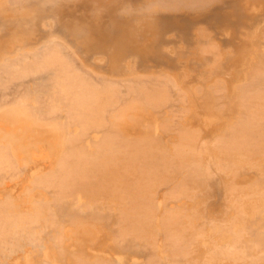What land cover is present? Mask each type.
I'll return each instance as SVG.
<instances>
[{
    "label": "rangeland",
    "instance_id": "374dc122",
    "mask_svg": "<svg viewBox=\"0 0 264 264\" xmlns=\"http://www.w3.org/2000/svg\"><path fill=\"white\" fill-rule=\"evenodd\" d=\"M8 1L0 0V75L1 76L2 73L3 75H5L3 72L5 71V69L2 66L6 68L7 63L10 62L11 59L16 58L18 56L17 54L25 53V52H26L25 54L27 53L32 54V52H34L35 49H36L35 51H37V49L38 51L43 50V48L45 47L42 46H45V44H47V41L48 40L50 41V38L51 39L56 38L58 41H60L59 44L62 43L64 46H66V48L65 47L62 48L64 49V51L66 49L65 53L67 55H70V58H73L71 60L76 67H78L77 64L81 63L78 68H82V69L85 68L83 70H86L87 72L90 71L89 73L92 72L93 75L91 77L95 79V77L97 76L96 78L98 79H96V81L100 80L99 82H101V80L105 78L104 76H107L106 78H108V80H111V82L118 84L116 86V90L117 93L118 91L120 92V95L119 93L116 95L117 96L119 95V97L123 95L126 96V97L125 96L121 97L122 99L124 98L125 103H121L120 100L121 98L118 97L119 100L109 103L108 108L106 107L108 104L106 106L100 105L103 109L100 106L98 107L97 109L98 114L96 115V118L94 120L95 125H91L87 128L82 129L81 126L77 125V123H75L73 120H70L68 118L67 108L65 104H63V102L59 100L60 102H62V104L58 105L59 101L57 102L56 97H54L55 95L53 94V91H51L50 88H48L51 86V84L50 83L47 84V82H45L44 80L46 76L42 74L40 75L38 73V75L35 74V77L37 75L36 78L33 77L34 75H32V77L28 76L29 78L25 77L26 79L24 78L23 80L22 78L21 79L16 78V81L15 78L11 80V78H9L8 76L7 77L3 76L2 78H0V81L3 78L9 79V80L7 79V81L6 79H4L5 81H1L2 83L7 82V84L3 83L5 84L3 86L1 85L2 83H0L1 86L0 108L1 105H3V108H1V110L5 109V107H7L5 110H8L13 107L21 109V111L22 109H24L29 115L30 121L32 123V125L31 124L30 126L27 125L25 128L22 127L15 128L16 132L13 133L12 130H10L7 127L5 128L9 130V132L6 133H4V130L0 128V139L3 138V136L5 135L3 140H7V138L9 139V144L13 147L14 152L19 157L18 160L19 163L14 165V162L12 161V166H11V167L14 166V168L16 167L17 169L19 168L18 169L19 175L14 173L15 176H12L14 175L13 172L15 171V169L14 171L13 170L11 171L10 169L9 174H6L7 173L6 171L5 173L6 175H5L3 173V170L4 172L6 170L5 168L2 170V173L4 174L5 177L8 178L5 179L6 181L5 180L1 181L3 175L0 178V181L2 183L4 182L3 184H0V200L3 199L5 195L9 194L13 196L15 200L14 203L19 204L17 205L16 208L12 207L9 209V213L11 212L12 215L11 218L15 215L13 212H15L16 215L19 214L18 211L35 213L34 210H39L40 208L39 204H41L42 202L54 201V199L51 200V198L55 196L57 193L54 189H53L54 191L52 192V188H51L49 192L50 193L56 192V193L53 195L52 194L49 195V192L47 191L48 189L45 188L46 189L45 190L43 189V187L39 188L41 187V185L38 187H34V185H31L32 184L31 182L37 175L48 171L50 169L49 165L53 163L52 159L49 160L47 158V154L45 153L44 148L53 144L58 146L56 147V149L57 152H59V154L61 152L60 150L62 149L65 150V146H66L65 140L67 136L65 137L64 134L62 135L61 133H63V131L65 133L66 129L67 132L71 131L73 134L75 133V135L76 133L79 134L77 136V138L79 137V139L77 140L78 141L81 140V141H79V143L77 141L76 142L77 146L75 147H77V149H84L87 152H90L94 147H96V144H98L102 138L111 135L112 136L119 135L120 137L121 135H125L126 137L127 136L134 138L141 137L144 139H152L151 137H153V139H155L154 141L156 142V144L154 142V146L156 147V152L148 156L142 155L141 156L142 158L137 156V160L133 165H136L138 169L129 166L128 175L126 177L127 179L125 178L120 179V182L117 183L110 182L104 185L101 179L103 174V168L97 169L96 172L94 173L95 183L103 184L106 188L100 190V194H96L95 197L92 198L95 204L99 203L94 207H92L93 205H95L93 202L91 203L92 199L90 201L89 200L90 197L86 198L84 197L83 194H82L83 197L80 194L81 196L80 201L78 199L77 200L78 202H76L74 199L73 202H76V204L78 203L79 206L81 205V203L84 202L85 203L90 202L91 204V207L90 208L88 207L89 208L88 210H86L87 208H85V210L82 208L84 214H86V212L90 210L88 212L89 214L87 213V215L84 216L80 215L82 213L81 210L79 211L80 214L79 213L77 214L76 212L79 209L77 208L76 210L74 207V211L76 210L75 212L76 219L77 220L80 219L79 221H76V219H74L73 217L66 215L65 211L70 208V203L68 202L65 204L67 205L69 204V206H64V202L69 201L65 199L67 197H65L63 200L64 202L62 209H61L62 204L61 205L56 204L54 201L51 202L50 205L52 210H50L51 209L50 207H47L44 208L43 211L42 210L40 211L41 213L44 212L42 215H40V218H42L41 220L43 221H40L39 218L37 217L38 221L40 222V226L39 223L37 224L38 226L35 225L36 221L33 222L36 216H34L32 220V222L34 223L32 225L31 222L29 223L28 220L23 219L21 215L19 216V218L18 215L16 217V219L20 220L21 222L17 220L16 223L14 222L15 217L11 219L13 221H8L10 220V218L8 219L6 216L4 217L2 213L1 217L2 218L4 217L3 218L4 221L3 220L0 221V232L3 233V231L4 230L5 231L3 234L0 233L1 234L0 264H43V261L49 264H54L55 262L51 260V257L56 259L57 264H73V262L78 260L77 257H79V259L88 260L87 262L88 263L91 262L92 264L93 263L97 264L98 262H102V261H104V264L105 262H107V264H141V263L144 264V262L145 264H152L151 262H153V264L154 263L156 264L159 258H161L162 261L159 260L160 262H158V264H166V262L170 263V261L172 264L176 263V261L178 264H183V263L203 264L207 260V259L204 260V258L210 257L209 259L211 260L212 256L208 252H211L210 249L213 248L214 245L213 243L216 242L214 240L218 239L217 240L218 245L222 246L229 242V236L228 234L223 233L224 235L220 234L218 235V238L215 239V237H213V234H211L212 231L210 226H212L213 228L214 225L215 226L218 225V228L222 229L223 227L228 225L229 222L228 220L231 218L230 215H234V212L237 210L239 212L240 209V208L235 209V207L227 201L230 199L233 200L235 195H236L235 197L239 195V192L233 193L234 195L233 198L232 195L229 198V191H228L229 189H227V187L231 186V182L234 181L232 182V184L234 183L236 185V188L238 189H240L239 186H242L241 189L245 187L249 188L251 186H254V184L258 185L256 180L258 181V179L260 180V178L264 179V152H263V156L250 158L248 159V162L246 164L234 168L233 171H224L219 169L220 164H218V162L220 163L223 162L224 160L223 156L222 158H218V152H214V151L212 153L209 152L203 153V149H205V145L202 146L203 144L201 142L202 140H204L203 142H206V146H212V142H214L216 138L221 136L223 132H225L227 127H229L231 124L236 122V120H230L223 114V109H224L223 106L224 103L227 102V100H225L226 98H223V96L228 97L229 99L230 97L233 96V90L237 85L241 83L244 84V82L252 83L253 78L255 79L254 83L259 80L257 82V85L260 86L258 89L260 90V88H262L260 91L263 92L264 77L261 75L264 73V68H263L264 67L263 65L264 64L263 62L264 0H203V2H200L201 0H199L200 5L198 3H195L197 4V6L196 5L193 6V8L195 9H193L192 6L190 5L185 6V4L184 5L181 4L182 6L178 5V7L180 6L182 8L179 7V9H175L177 8L175 5V7L170 8L171 10H168L169 8L167 9L155 8V10L143 9L144 6H147L149 3L153 4V1L157 2L158 0H127V2H129L128 5L129 4L131 5V7L130 6L129 7L131 9L133 8L134 12L130 9L132 11L131 12L129 10V7L127 6L124 9L126 10V13L124 10L121 11L122 9L119 8L123 4L125 6L127 5L126 0L124 1L123 0H50L51 2H48L49 0H25V1L8 0ZM186 8L187 11L185 10ZM127 9L128 11H130L129 13L131 15L127 13ZM140 12L141 14L143 13V15L140 16ZM148 23H154V24L153 26H149L147 25ZM137 27L138 28L141 27V28L138 29ZM145 27L149 29L145 30L146 29ZM197 28L198 30L199 28H201V30L199 31L197 30L198 34L201 31V35L199 34L200 37L195 32ZM202 28H204V31L207 30L208 34L205 32V35L207 34L206 36L207 38H205V35H202V32L204 33ZM178 35H180L181 37ZM208 36H210L209 39ZM214 41L217 42V46L219 47V50L216 49L217 46H215V49L212 50L213 46L216 45V43L214 44ZM257 41L259 42L256 43ZM199 42L202 45L203 44L205 45L202 46ZM211 43H213V46L211 45ZM200 46L202 48L204 46H206V48L212 46V48L211 47L209 48L210 52L209 53H207L208 51L206 52L207 55H209L210 53L211 55L209 57L203 56L202 55L203 52L201 51L204 48L202 49ZM200 48L202 50H199ZM206 48L203 51H206ZM111 49L112 51L110 52ZM197 49L199 50V53ZM214 50H217L216 53L214 52ZM212 52H214L215 54ZM219 52L221 53L219 54ZM198 54H201L205 59H203L201 55L198 56ZM212 54H214V56ZM222 54L225 55L223 56ZM257 54L258 56L256 57ZM217 55L221 57L220 58L218 56L221 62L220 60H217L215 58L217 57ZM211 56H213L214 58ZM260 58H262V60H260ZM76 60L80 63H78ZM204 60L205 61L207 60L208 64L204 62ZM212 60L219 61L220 63L219 62L218 63L220 65L218 63H216L218 64V66L214 65L215 63ZM222 60H224V62H222ZM209 62H212L211 63V65H213L212 70L209 65L210 64ZM261 64L263 67L261 66ZM256 66L257 67L259 66V70ZM250 69H252L253 71H250ZM261 69L262 71H260ZM208 70L213 72L211 73L209 71L207 74ZM237 70H239L240 72ZM93 72L96 74L95 77ZM202 72L205 73L202 74ZM256 75L259 78L256 77ZM98 76H103L104 78L102 77L99 78ZM251 76L253 77L251 78ZM200 78L202 79V81L200 80ZM40 83L43 84V87L40 85ZM132 85L133 87L131 88ZM199 85H201L203 88H201V86ZM247 85H249V83ZM128 88H131L132 91L128 92L127 91ZM194 88L195 90L197 88L202 89L201 90L202 93H200L201 97L198 94L200 90L198 91L197 89L198 91L197 93V91L193 90ZM138 89H143L152 96L154 94L155 96L152 97V102L146 101L144 97L140 98L137 91ZM215 89H218L219 90L218 92L221 91V94L218 93L219 94L218 97L217 95L212 94L213 90ZM182 90H184L186 95L188 96L183 95L184 92ZM214 92H216V90ZM203 95L204 97L206 95L205 98H207V100L208 98L210 99L208 100V104L204 102V100L206 99L203 98ZM50 96L51 99H49ZM184 96H186L187 100L185 99ZM216 97H217V101H215ZM125 98L127 100H125ZM200 98H202V100ZM220 98L221 99L223 98V100H220ZM102 103H104V101L101 102L100 104ZM191 103L192 105H190ZM54 106L56 107L59 106L60 108L58 109H60V111L59 110L57 111V109ZM110 106L112 107L111 109H109ZM135 108H137L138 110H136ZM101 109L103 112H100ZM105 110H107L108 112ZM126 111L128 112L123 115L122 113ZM235 113L236 114L241 113L242 115L243 113H246V110H242V108H238V110H236ZM31 114L34 115V118L31 117ZM120 114H121V118L123 117L122 119L119 117ZM200 114L202 115L203 118L201 117ZM117 117L119 119H117ZM0 124L6 126L1 119H0ZM165 124L166 125L170 124V125L169 127L168 126L166 127ZM262 124L264 128V122ZM61 125L63 127H61ZM56 131L58 133H56ZM184 132L187 133L189 132L190 134H193V136H195L194 137L195 139H193L195 140V145H196L195 149L198 151L197 153L200 154V156H198L196 155L195 152V154H190L189 158L191 159L201 158V160L204 161L203 163H205L203 164L204 173L202 174L201 180L199 178L197 181V183L199 184L198 185L199 189H197L198 188L197 185L196 188L193 189H191V186L190 189L187 187L184 180L185 176H187V172L185 171L184 168L179 167L180 158L178 156L177 150L181 147L183 143L187 142L188 140V139H184L186 136L181 137ZM70 141H72V138L69 140V142ZM62 142L63 143L65 142L64 143L65 146H63ZM76 144L74 143V145ZM68 145L66 146L67 148H69ZM59 146H61L62 149ZM178 146L179 148H177ZM34 147H36V149L39 150L41 149L42 151L41 156H39L41 160L39 161L33 160L38 157H32L33 158L32 159L28 157V155H26L27 151L30 148H34ZM73 147L74 146H72V148ZM212 149L213 148H210V150ZM75 151L77 150L75 149ZM164 154L166 155L165 157L163 156ZM253 162H255L256 164H253ZM37 169L38 172L36 171ZM167 173H169V177L171 178L170 180L169 177L167 176ZM94 174L91 175L92 184H93ZM167 177H168V181H167L168 183L167 185H165L166 182L165 179H167ZM254 180L255 182H253ZM261 180H260V184L263 185L264 181L263 183H261L262 182ZM252 182L254 183L253 185H251ZM234 184L232 186H235ZM247 184H249V187H247ZM260 186L259 187L256 186L257 188L252 187V190L258 189L264 192V185L262 187ZM32 187L34 188V190ZM44 187L46 186L44 185ZM172 187L173 188L176 187L177 191L179 192L180 189L182 190L185 189L183 191L184 192L187 191V192L185 193L183 192V193L184 195L185 194L189 195V200H187L188 198L185 199L186 196L183 199H180L181 197L178 198L179 196L178 194H176L177 191H172V190L168 191V189L170 188L173 189ZM30 188H32V190ZM25 189H27V191H30L28 192L29 194L25 193L27 192ZM106 190L107 191L109 190V193L114 191L115 197L113 198L109 197V193H106L107 192ZM146 191H147V196L145 194ZM170 191L172 193L173 192L175 193L173 194L169 193ZM143 192L145 196H143L144 195ZM167 193L170 196L173 195L174 197L173 196L167 197L169 196ZM174 194H176L179 201L177 200V198H175L176 196ZM140 196L141 198L138 199ZM180 196L182 195L180 194ZM75 197H79L78 194L77 196L75 195ZM163 197L170 198V200L172 198L177 200V202L176 201L174 202L173 199L171 201L167 200V204L168 203L169 204L166 205L165 208L168 207L173 209L179 206L182 207L183 211H184L183 207L186 208L185 210H188L184 212L185 215L189 214L188 215L189 220L188 219L186 220L184 218L186 216H184L181 212L182 210L179 209L182 216H184L183 217L184 224H181L183 222V221L181 222L183 218L179 214V216L182 219L180 218H178L180 220L177 219V221L180 222V223L177 222L178 224L175 223L177 226L179 224L186 225L187 221L189 223L191 220H193L191 221L193 223L191 224L189 223L190 225H192V227H194L193 231L200 229L198 228V225L199 226L202 225L205 228V229L202 228L203 230L202 229L199 230V231L202 230V232L204 231V236L202 235L203 233L201 234V232L200 234L202 236L198 235L199 239L196 236L199 233L195 235L197 237V238L195 237L196 238L195 240L197 241V243L195 241V246H194V242H191V244H189L188 242L189 240L187 239L188 237L186 238L188 240L187 247L188 248L191 247L190 245L193 246L192 248H189L190 251H188V253L184 252V250H187V247L185 246L186 244L184 243L187 242H183L184 246H182L183 244H180L179 241H177L176 243L180 244L179 246H177L175 241L174 244L173 241H168L169 237H167L168 239L166 238V240H164L166 243L163 242V238L167 236V233L166 236L163 237L164 233L160 230L162 227L159 226L160 224L159 220L155 218V217L158 218L161 217L162 212L164 211L163 210L164 208L162 209V206L164 205V204L162 205V202L166 204V198L164 199ZM242 197L243 195L237 200V204L236 205L234 204L235 206H239L238 203L240 204L239 201L242 200ZM149 198L152 199L149 200ZM147 199L150 201L149 203H153L152 201L154 200L155 202H157L156 205L154 206L155 208L153 207L155 216L153 215V210H151L152 214L150 215L151 216L150 219L149 217L147 218L146 216H145L146 219H144L142 218L143 216H141V214H138L139 212H144L145 210L149 209V207L145 209L146 207L145 204L148 203ZM37 201L38 202L42 201V202L41 203L39 202L37 204ZM135 201H137V205H134L136 204ZM144 202L145 204H143ZM35 203L36 206L34 205ZM74 204L75 203H73V205ZM71 205H72V201H71ZM138 205L141 207H138ZM77 206L78 205H76V207ZM229 206H231L232 208L234 207L235 211L231 210L229 211V213L226 212L228 211ZM83 207L86 206L83 205ZM95 207L98 209L102 207L101 209L103 210L104 215L103 213L102 215L98 213L96 214L95 210L98 209H96ZM47 209H49L52 212L50 213V211H48L47 214L45 212L47 211ZM157 209L159 210L156 211ZM92 210L94 211V214L91 213L93 212ZM189 210L190 211L194 210V212L197 210L199 212V216L198 214H196L195 216L197 217L195 218L197 219V221L193 218L191 219V214ZM100 211L101 210H99V212ZM167 211L169 215L172 213V211L171 213H169L170 212L169 210ZM176 211L177 213H179L178 210H175L174 212L176 213ZM126 212L132 213L133 218H139L142 220L149 219V221L147 222L148 228L147 230H145L149 232H146V234L144 235L147 234L148 236L152 235L150 234V232L152 231L151 233L154 234L152 236L156 238V242H157L156 247L154 245V243L156 242L154 238L153 239L151 238V236L150 237L144 236L145 239L147 237L146 239L147 241L145 242V239L142 237H138V239L140 238H141L140 240L144 239L143 241L138 240L137 236L135 238L133 233H129L130 235L126 233L128 236H130L128 238L126 234L121 233L122 223L121 225L119 223L121 221L123 222V220L125 219V217L123 218V216ZM191 212L193 213L192 214L193 217L194 212L193 211ZM90 213L92 214V216L90 215ZM164 213L167 215L166 211ZM164 213H163V217H165ZM47 215H49L50 217ZM51 215L53 216L52 218L54 219L51 218ZM118 215L120 216L118 217ZM152 215L154 216V218H152ZM169 215H167V217H169ZM173 215L177 216L178 214H173ZM235 215H237V212ZM37 216L39 215L37 214ZM115 216L116 218L117 217L119 218L118 221L119 223H117V219L114 218ZM64 217H66L67 219H65ZM97 217H99L100 219ZM255 217L252 218L249 217L250 220L247 219L249 225L251 222L252 223L254 222ZM44 218H46V220L48 219L47 222L44 220ZM84 218L86 219V222H89V220H91L92 218L93 220H96V222L93 225L95 229L93 228L94 229L92 230L93 232L92 231L90 232L91 234L94 235V239L93 240L91 239V241L83 244L82 240L84 237H82L83 234L80 233L81 231L78 230L77 223L80 224L82 222L85 225L86 222L84 221L85 220ZM151 218L153 219V221H151L152 220ZM154 219H156L155 221L156 228L153 223ZM99 220L100 221L104 220V221L100 222ZM5 221H7V223L11 222L9 223L10 225L4 224L3 222ZM52 221L53 222L55 221L54 222L55 225H52L54 223H48ZM44 222H46L47 225ZM25 224H27L30 227H25L26 226ZM42 224L43 226H41ZM44 224L46 225V227L44 226ZM113 224L115 225L119 224L121 227H117ZM189 224L184 227L190 226ZM3 225L5 229H1L3 228L2 227ZM34 225L36 226V228L35 230H32L34 228ZM50 225L55 227H53V229H50L51 227ZM181 225H179L178 227L183 228V226ZM44 227L47 230H44L43 229ZM157 227L160 228L159 229L160 231L159 230L156 231ZM192 227L189 228V230L192 229ZM8 229L11 232V234L10 232H8ZM28 229L30 231H28ZM40 230L41 231L43 230V232H41ZM95 230L97 231L96 234H95ZM116 230L117 231L120 230L118 232L120 233L121 237L122 236H126V237L120 238V235L118 237L119 233L118 232L117 234L114 233ZM57 231L60 233H58ZM38 232L42 238H40L39 235L36 234ZM158 232H160V234H156ZM164 232L166 231L164 230ZM12 233H14L15 235H13ZM29 233L34 234L35 236V240L33 242L28 241L26 239ZM23 234L25 235L27 234V236H25L26 238L23 236ZM132 234L134 237L132 236ZM115 235L117 236V239L120 238L122 242L119 241V239L118 242L117 239H115L116 238ZM155 235L156 236L158 235V237H156ZM193 236L190 235V240L193 239L191 238ZM55 238L58 240H56ZM124 238L125 239L127 238V241L129 238L132 239V241L129 239L130 247ZM133 238H135L136 240H133ZM149 238L152 239L149 240V244H151L153 248H151V246L149 247L147 246L149 245L148 244ZM208 239L209 240L211 239L212 247H209V245L207 244V242L210 243ZM39 240H41L43 244L40 245ZM247 240L249 241L248 243L249 245L243 242V241L246 242ZM124 241L126 242L125 244ZM152 241H154L153 245H152ZM167 241L169 243H167ZM36 242L39 243L40 247L38 244H36ZM120 242L121 244L119 245ZM141 242H144V244H142ZM250 242H251L250 239L246 236L243 237L241 241V244L243 246H241V244L239 245L237 244L238 246H241V247L236 246L237 250L234 249L235 246L233 247V250L236 251H238L240 248L243 247L244 250L242 249L241 250L245 252V255H247V257H249L248 259L245 258L246 262H242L243 260L241 262L239 261L237 262V260L234 259L236 261L234 263L233 261L230 260L231 258H229V262H228L227 261L228 258L226 259V257L223 258L222 256L220 258L218 257L219 259L217 258L218 260L216 261L218 263L215 262L214 260L210 261L209 259L207 261H209L211 264H241V263L264 264L261 263L260 260V259H264V250L260 249L259 250L260 252L258 250L249 252V248H251ZM137 244L138 246H142V247L137 248L138 250L137 249L134 250L135 245L136 247H138ZM164 244H166L167 246L165 245L166 246L165 247ZM171 244L174 245L176 248ZM125 245H127V247ZM170 246L173 247L174 251L170 249L172 248ZM59 247L62 251H65L66 254L60 255ZM72 247H74V249H71ZM165 248H167L168 250L167 249L165 250ZM181 248L182 250L183 249L184 250L182 251ZM193 248L194 249L196 248L194 250L196 254L189 253L193 251ZM229 248L232 249L231 247ZM151 249L154 251L150 252L152 251ZM145 250L146 251L148 250L147 253ZM163 250H165L164 252H166L167 255L164 252L162 253ZM140 251L142 252L143 255H141ZM44 252L48 254L50 259L49 257L45 256L46 254H43ZM154 252L157 253L155 254ZM174 252L176 254L180 253L179 255H183L185 253V257L189 256L187 254H190V257L185 258L184 256L182 257L179 256L181 258L179 259L180 261L179 263L178 255H176ZM149 253L152 256V257L150 256V258H153V256H155L154 261L149 258L148 256ZM173 253L176 256V259ZM163 254H165L166 257ZM207 254L209 256H206ZM146 257H148L150 263L147 262L148 260L146 259ZM26 258L27 260H29V262L26 260ZM164 258L167 259L164 261ZM183 258H185L187 261ZM155 259H157V261H155ZM202 259L204 260V262H201ZM241 259H244V257ZM249 259L252 260L258 259L256 261H260V262L255 263L254 262L255 260L252 261ZM207 261L206 263H208Z\"/></svg>",
    "mask_w": 264,
    "mask_h": 264
},
{
    "label": "bare ground",
    "instance_id": "6f19581e",
    "mask_svg": "<svg viewBox=\"0 0 264 264\" xmlns=\"http://www.w3.org/2000/svg\"><path fill=\"white\" fill-rule=\"evenodd\" d=\"M6 1H8V0H6ZM11 1V0H10ZM15 1V0H14ZM13 1V2H14ZM23 1H25V0H23ZM124 1V0H123ZM9 2V1H8ZM7 2V3H8ZM48 2H51L50 0L48 1ZM53 2V1H52ZM200 2H203V0H201ZM199 2V0H158L157 2H154L153 1V4H151V3H149L147 6H144V8L143 9H152V10H155V8L156 9H158V8H163V9H167V8H169L168 10H171L170 8L172 7H175V5H176V7L177 8H175V9H179V7L180 6H182V5H184L185 4V6L186 5H190V6H192V8H193V6H197V4H195V3H200ZM217 2V1H216ZM18 3V2H17ZM124 3V2H123ZM126 3H127V5L125 6L124 4L123 5H121L119 8H121L122 10L121 11H123L127 6L129 7H131V5L129 4L128 5V3L129 2H127V0H126ZM15 4V3H14ZM182 4V5H181ZM203 4V3H202ZM11 5V4H10ZM171 5H173V6H171ZM178 5H180L179 7H178ZM200 5V4H199ZM184 6V7H185ZM129 7V10L131 9ZM183 7V8H184ZM180 8H182V7H180ZM187 8H188V6H187ZM187 8L185 9L186 11H187ZM190 8V7H189ZM200 8V7H199ZM208 8V7H207ZM139 9V8H138ZM193 9H195V8H193ZM197 9V8H196ZM133 12H134V10H133V8L131 9ZM130 10V11H131ZM141 10V9H140ZM181 10V9H180ZM189 10V9H188ZM200 10V9H199ZM125 11V13H126V10H124ZM130 11H128V9H127V13L128 14H130L129 12ZM131 11V12H132ZM143 11V10H142ZM202 11V10H201ZM136 12V11H135ZM144 12V11H143ZM151 12V11H150ZM153 12V11H152ZM198 12V11H197ZM137 13V12H136ZM139 13V12H138ZM121 14V13H120ZM148 14V13H147ZM152 14V13H151ZM131 15V14H130ZM133 15H134V13H133ZM141 15H143V13L141 14V12H140V16ZM137 16V15H136ZM139 16V17H140ZM147 19V18H146ZM133 22H136V21H133ZM138 22V21H137ZM140 24V23H139ZM153 24L154 23H148L147 25H149V26H153ZM135 26H136V24H135ZM138 28V27H137ZM139 28H141V27H139ZM138 28V29H139ZM146 28V27H145ZM149 28H146L145 30H148ZM203 29V31H204V28H202ZM137 30V29H136ZM198 30V28L196 29V33L199 31V30H201V28H199V30ZM167 32V31H166ZM205 32L207 33V30H205L204 31V33L202 32V35H205ZM171 33H173V32H171ZM183 33V32H182ZM198 34V33H197ZM200 35H201V31H200V33H199ZM198 34V36L200 37V35ZM208 34V33H207ZM207 34L205 35V38H207L206 36H207ZM136 35V34H135ZM175 35V34H174ZM211 35V34H210ZM178 36H180V35H178ZM51 37V36H50ZM163 37H165V36H163ZM181 37V36H180ZM209 37L210 36H208V39H209ZM53 38V37H52ZM172 38V37H171ZM202 38V37H201ZM248 38V37H247ZM56 38H54V39H51L50 38V41L48 40L47 41V44H45V46H42V47H45V48H43V50H39L38 51V49H37V51H35L34 50V52H32V54H25V53H20V54H17L18 56L16 57V58H14V59H11L10 60V62H8L7 63V66H6V68L4 67V66H2L4 69H5V71H3L4 72V74L5 75H3V73H2V76L0 75V78H2L3 76L4 77H9V78H11V80L13 79V78H15V81H16V78H22V80L26 77V78H29L30 76L32 77V75H34L33 77H35V74H37L38 75V73L41 75H44V76H46V78L44 79L45 80V82H47V84L48 83H50L51 84V86L50 87H48V88H50V90L51 91H53V94L55 95L54 97H56V100H57V102L60 100V101H62L63 102V104H65V106H66V108H67V116H68V118L70 119V120H73L75 123H77V125H79V126H81V128L82 129H84V128H87V127H89V126H91V125H95V122H94V120H95V118H96V115L98 114V111H97V109H98V107L101 105V106H103V105H107L106 107L108 108V106H109V103H112V102H114V101H116V100H119V98H121V97H123V96H125V95H123V96H120L119 97V95H120V92L118 91V93H119V95L117 96L116 94H118L117 93V90H116V86L118 85V84H116V83H114V82H111V80H108V78H106L107 76H98L99 78H104V79H102L101 80V82H99L100 80H97L96 81V79H98V78H96L97 76H96V74L94 73V77H95V79L93 78V77H91L93 74H92V72L91 73H89V72H87L86 70H83V69H85V68H78L79 67V65L81 64L80 62H78L77 60V62L78 63H80V64H77V66L78 67H76L74 64H73V62H72V60L71 59H73V58H70V55H67L66 53H65V51H66V49H65V51H64V49L62 48V47H65L66 48V46H64L62 43V45L61 44H59V42L60 41H58L57 39L55 40ZM177 39V38H176ZM54 40V41H53ZM165 40V39H164ZM169 40V39H168ZM175 40V39H174ZM185 40H186V38H185ZM203 40V39H202ZM205 40V39H204ZM56 41H58V42H56ZM178 41V40H177ZM182 41V40H181ZM184 41V40H183ZM193 41V40H192ZM210 41V40H209ZM121 42V41H120ZM119 42V43H120ZM166 42V41H165ZM168 42V41H167ZM195 42V41H194ZM197 42V41H196ZM259 41H257L256 43H258ZM110 43V42H109ZM177 43V42H176ZM180 43V42H179ZM183 43V42H182ZM200 43V42H199ZM205 43H208V42H205ZM216 43V45H214L213 46V43H211V45L213 46V48H212V46H209V48L211 47L212 48V50L213 49H215V46H217V42H215L214 41V44ZM198 44V43H197ZM201 44V43H200ZM119 45V44H118ZM186 45V44H185ZM190 45V44H189ZM202 45V44H201ZM203 45H205V44H203ZM202 45V46H203ZM198 46V45H197ZM196 46V47H197ZM208 46V45H207ZM160 47V46H159ZM201 47V46H200ZM113 48V47H112ZM202 48V47H201ZM199 49V50H202L203 48V50H205V48H206V46H204L202 49ZM209 48H206V51H201V52H203V56H210L211 55V53L209 54V55H207V53H209L210 51V49ZM39 49H42V48H39ZM118 49H120V48H118ZM216 49H218L219 50V47L217 46L216 47ZM68 50V49H67ZM158 50V49H157ZM198 50V49H197ZM199 50H198V53H199ZM211 50V51H212ZM109 51V50H108ZM112 51V49L110 50V52ZM208 51V52H207ZM216 51L217 50H214V52L216 53ZM223 51V50H222ZM19 52V51H18ZM207 52V53H206ZM214 52H212V53H214ZM225 52H227V51H225ZM197 53V52H196ZM214 53V54H215ZM221 52H219V54H220ZM16 54V53H15ZM205 54V55H204ZM214 54H212L213 56H214ZM217 54H218V52H217ZM227 54V53H226ZM201 54H198V56H200ZM201 55V57L203 58V56ZM223 55V54H222ZM225 55V54H224ZM223 55V56H224ZM261 55H262V53H261ZM95 56H97V55H95ZM103 56V55H102ZM161 56V55H160ZM159 56V57H160ZM162 56H163V54H162ZM213 56H211V57H213ZM219 55H217V57H215L217 60H220L219 59V57H218ZM258 56V54L256 55V57ZM73 57V56H72ZM200 57V58H201ZM106 58V57H105ZM214 58V57H213ZM221 58V57H220ZM262 58H263V56H262ZM262 58H260V60H262ZM203 59H205V58H203ZM208 59V58H207ZM97 60V59H96ZM217 60H212L214 63V65H217L218 66V64L221 62V60H220V62L219 61H217ZM98 61H100V60H98ZM97 61V62H98ZM103 61V60H102ZM209 61V60H208ZM204 62H206L207 64H208V62H207V60L205 61L204 60ZM219 62V63H218ZM222 62H224V60H222ZM263 62H264V59H263ZM210 64V67H211V70H212V66L213 65H211V63L212 62H209ZM216 63H218V64H216ZM263 64V63H262ZM262 64H261V66H262ZM5 65V64H4ZM122 65V64H121ZM206 65V64H205ZM209 65H208V67H209ZM220 65V64H219ZM247 65V64H246ZM264 65V64H263ZM207 66V65H206ZM206 66H205V68H206ZM223 66V65H222ZM1 67V68H2ZM82 67V66H81ZM207 67V68H208ZM210 67H209V69H210ZM216 67V66H215ZM214 67V68H215ZM257 67V66H256ZM263 67V66H262ZM119 68V67H118ZM221 68V67H220ZM258 68V70H259V66L257 67ZM264 68V67H263ZM217 70H218V68H217ZM210 70H208L207 71V74H208V72H209ZM237 71H239V70H237ZM250 71H253L252 69H250ZM260 71H262V69L260 70ZM2 72V71H1ZM107 72V71H106ZM211 72V71H210ZM213 72V71H212ZM211 72V73H212ZM240 72V71H239ZM255 72V71H254ZM6 73H7V75H6ZM203 73H205V72H202V74ZM185 74V73H184ZM264 74V73H263ZM261 75V76H263L264 77V75ZM37 75H36V77H37ZM29 76V77H28ZM260 76V75H259ZM35 77V78H36ZM210 77V76H209ZM248 77H250V76H248ZM253 76H251V78H252ZM256 77H258L257 75H256ZM25 78V79H26ZM202 78V77H201ZM200 78V80L202 81V79ZM259 78V77H258ZM262 78V77H261ZM260 78V79H261ZM4 79H6V78H3L1 81H5ZM8 79V78H7ZM7 79H6V81H7ZM9 80V79H8ZM22 80H20V81H22ZM106 80H108V81H106ZM209 80V79H208ZM248 80V79H247ZM250 80H252V79H250ZM249 80V81H250ZM257 80V79H256ZM0 81V83H2ZM14 81V80H13ZM19 81V80H18ZM103 81V82H102ZM254 81H255V79L253 78V81H252V83L251 82H244V84H239V85H237L235 88H234V90H233V96L232 97H230L229 99H228V97H224L223 95V98H226L225 100H227V102H225L224 103V109H223V114L228 118V119H230V120H236V122H234L233 124H231L229 127H227V129L225 130V132H223V134L221 135V136H219L218 138H216L215 139V141L214 142H212V146H206V142H203L204 140H202L201 142H202V146H204L205 145V149H203V153H205V152H209V153H212L213 151L214 152H218V158H222V156H223V162L222 163H220V162H218V164H220V170H224V171H233V169L234 168H237V167H240V166H243L244 164H246L247 162H248V159H250V158H255V157H257V156H263V152H264V128H263V122H264V89H263V92H261L260 90L262 89V88H260V90L258 89L260 86H258L257 85V82L259 81H257V82H255L254 83ZM43 82V81H42ZM99 82V83H98ZM107 82V83H106ZM176 82V81H175ZM3 83H6L7 84V82H3ZM1 84L2 86L3 85H5V84ZM10 83V82H9ZM21 83V82H20ZM103 83H105V84H103ZM245 83H249V85H247V84H245ZM262 83V82H261ZM260 83V84H261ZM11 84V83H10ZM10 84H8V85H10ZM45 84V83H44ZM40 85L43 87V84L42 83H40ZM199 86H201V85H199ZM199 86H197V87H199ZM264 86V85H263ZM133 87V85L131 86V88ZM191 87V86H190ZM131 88H128V92H130V91H132V89ZM201 88H203L202 86H201ZM217 88V87H216ZM0 89H1V86H0ZM39 89V88H38ZM180 89V88H179ZM190 89V88H189ZM197 89H198V91H199V93H198V91H197ZM196 90H195V88L193 89V90H195V91H197V93L200 95V93H202L201 92V90L202 89H200V88H197ZM216 90V92H214ZM215 90H213V93L212 94H215V95H217V97H218V95L219 94H221V91L220 92H218L219 90L218 89H215ZM138 91V95H139V97L141 98V97H144V99L146 100V101H148V102H152V97H154L155 95L153 94V96L152 95H150L147 91H145V90H143V89H138L137 90ZM183 92H184V94L183 95H186V93H185V91L184 90H182ZM189 92V91H188ZM180 93V92H179ZM182 93V92H181ZM219 93V94H218ZM103 95H105V96H103ZM190 95H192V94H190ZM199 95H198V98H199ZM208 95V94H207ZM3 96V95H2ZM186 96H188V95H186ZM186 96H184L185 97V99L187 100V98H186ZM226 96V95H225ZM46 97V96H45ZM47 97H48V95H47ZM53 97V96H52ZM119 97V98H118ZM126 97V96H125ZM182 97V96H181ZM183 97V98H184ZM192 97V96H191ZM200 97H201V95H200ZM205 97H206V95H205ZM204 97V95H203V98H205ZM208 97V96H207ZM217 97H216V100L215 101H217ZM129 98V97H128ZM193 98V97H192ZM213 98H214V96H213ZM223 98L221 99L220 98V100H223ZM6 99V98H5ZM49 99H51V96L49 97ZM196 99H197V97H196ZM201 100H202V98H200ZM206 100H204V102L205 103H207L208 104V100H210L209 98H208V100H207V98H205ZM0 100H1V98H0ZM121 100V103H125V101H124V98L122 99H120ZM122 100H123V102H122ZM125 100H127L126 98H125ZM3 101H4V99H3ZM2 101V102H3ZM58 102V105L59 104H62V102ZM104 101V103H102V104H100L101 102H103ZM191 101V100H190ZM218 101H219V98H218ZM1 102V101H0ZM53 102V101H52ZM187 102V101H186ZM198 102V101H197ZM118 103V102H117ZM210 103V102H209ZM215 103V102H214ZM216 104H217V102H216ZM190 105H192V103L190 104ZM193 105H195V104H193ZM200 105V104H199ZM219 105V104H218ZM100 106V107H101ZM56 109H57V111L59 110L60 111V109H58V108H60L59 106L58 107H56V106H54ZM105 107V108H106ZM215 107H217V106H215ZM1 108H3V105H1ZM1 108H0V119L5 123V125L6 126H4V125H2V124H0V128H2L3 130H4V133H6V132H9V130H7L5 127H7V128H9L10 130H12V133L13 132H16V129L15 128H19V127H22V128H25L27 125L28 126H30V124L32 125V123H31V121H30V118H29V115L27 114V112L24 110V109H22V111H21V109H18V108H15V107H13V108H10V109H8V110H5L7 107H5V109H2V110H5V111H2L1 110ZM65 108V107H64ZM102 108V107H101ZM112 107L110 106V108L109 109H111ZM196 108V107H195ZM218 108H219V106H218ZM238 108H242V110H246V113H243L242 115H241V113H235V111L236 110H238ZM63 109V108H62ZM103 109V108H102ZM102 109H101V111L100 112H103L102 111ZM136 110H138L137 108H135ZM199 110V109H198ZM105 111H107V110H105ZM217 111V110H216ZM108 112V111H107ZM111 112V111H110ZM115 112V111H114ZM128 111H126V112H124V113H122L123 115L125 114V113H127ZM105 113V112H104ZM103 113V114H104ZM106 114V113H105ZM196 114V113H195ZM60 115H61V113H60ZM102 115V114H101ZM201 115V114H200ZM31 117H33L34 118V115H32L31 114ZM120 118H121V114H120V116H119ZM201 117H202V115H201ZM123 118V117H122ZM121 118V119H122ZM203 118V117H202ZM117 119H119L118 117H117ZM114 120H115V118H114ZM162 124V123H161ZM166 125V124H165ZM169 125L170 124H168V125H166V127L168 126L169 127ZM173 125V124H172ZM177 125V124H176ZM10 126H12V127H10ZM13 126H15V127H13ZM179 126V125H178ZM177 126V127H178ZM181 126H182V124H181ZM61 127H63L62 125H61ZM93 127V126H92ZM163 128H164V125H163ZM171 128V127H170ZM166 130V129H165ZM170 130V129H169ZM197 131V130H196ZM200 131V130H199ZM168 132V131H167ZM198 132V131H197ZM56 133H58L57 131H56ZM65 133H68L69 134V136H68V134H65ZM64 133V131H63V133H61L62 135L64 134V136L66 137L67 136V138H66V140H65V142L66 143H68L69 142V140L72 138V141H70L68 144H66L65 142V145L67 146L68 145V147L69 148H67L65 145H64V143H63V146H65V150H63L62 148H61V146H59L62 150H60L61 152H60V154H59V152H57V149H56V147H58L57 145H49V146H47L46 148H44V151H45V153L47 154V158L49 159V160H51L52 159V164L51 165H49V170L48 171H46V172H44V173H41V174H39V175H37L33 180H32V184L31 185H34V187H38V186H40L41 185V187H39V188H42L43 187V189H48L47 191L49 192L50 190H51V188H52V192L55 190L56 192V195L55 196H53L52 198H51V200H53L54 199V201H55V203L56 204H62L61 206V209L63 208V200H64V198L65 197H67V198H65L66 200H69V201H65L64 202V206H69V204L67 205V204H65V203H70V208L69 209H67V208H65V209H67L66 211H65V213H66V215H68V216H70V217H73L74 219H76V215H75V212H76V210H77V208L79 209L76 213L78 214H80V210L82 211V213L80 214L81 216L83 215H87V213L90 211H87L86 212V214H84L83 212V210H82V208L85 210V208H87L86 210H88L90 207H91V204H90V202L88 203V202H84V203H81V205L83 204L84 206H86V207H83V205H82V207H81V205L79 206V204L77 203L76 204V202H78L77 200L79 199V201H80V199H81V196H82V194L84 195V197H90V201H91V199L92 198H94L95 197V195L96 194H100V190H103L104 188H106L104 185H106V184H108V183H110V182H120V179H123V178H125V179H127L126 177H127V175H128V167L129 166H132V167H134L135 169H138V167L136 166V165H133L134 163H135V161L137 160V156H139V157H141L142 155H144V156H148V155H151V154H153L154 152H156V147L154 146V140L155 139H153V137H151L152 139H144V138H141V137H137V138H134V137H126L125 135H121V137L119 136V135H116V136H105L104 138H102L100 141H99V143L98 144H96V147H94L90 152H87V151H85L84 149H77V147H75V146H77V144H76V142L78 141L77 139H79V137L77 138V136L79 135V134H77L76 133V135H75V133L73 134L71 131L70 132H67V129H66V132ZM8 134V133H7ZM72 134V135H71ZM196 134H198V133H196ZM61 135V136H62ZM75 137H74V136ZM184 136H186L184 139H188L187 140V142H185V143H183L182 145H181V147L179 148V146L177 147V148H179L178 150H177V153H178V156H179V158H180V161H179V164H180V166L179 167H182V168H184L185 169V171L187 172V176H185V184L187 185V187L190 189V186H191V189H193V188H196V185H197V189H199V184L197 183V181H198V179L200 178V180H201V177H202V174L204 173V169H203V164H205V163H203L204 161L203 160H201V158L200 159H194V158H189L190 156V154H195V152H196V155H198V156H200V154H198L197 152V150L195 149V147H196V145H195V140H193V139H195L194 137L195 136H193V134H190L189 132L187 133V132H184L183 134H182V136L181 137H184ZM4 137H5V135L3 136V138H1L0 139V167H1V174H0V178L2 177V175H3V177L1 178V181H4L6 178H8V177H5L4 176V174L6 173V171H7V173L6 174H9V170L11 169V171L13 170L14 171V169H15V171L13 172V174L14 173H16V174H18L19 173V168L17 169L16 167L14 168V166L13 167H11L12 166V161L14 162V165L15 164H18L19 162H18V160H19V157L17 156V154L14 152V149H13V147L9 144V139L7 138V140H3L4 139ZM59 138V137H58ZM76 140H74V139ZM69 139V140H68ZM80 139H81V137H80ZM62 140H64V139H62ZM206 140V139H205ZM79 141H81V140H79ZM79 141H78V143H79ZM208 141V140H207ZM8 142V143H7ZM74 143L76 144V145H74ZM73 144V145H72ZM155 144H156V142H155ZM209 144V143H208ZM74 146L73 148H72V146ZM71 148V149H70ZM210 148H213L212 150H210ZM75 149L77 150V151H75ZM43 150V149H42ZM41 149L39 150V149H36V147H34V148H30L28 151H27V153H26V155H28V157H30V158H32V157H38V158H35V159H33V160H35V161H39V160H41V158H39V156H41ZM186 155V156H185ZM164 157L166 156L165 154L163 155ZM221 156V157H220ZM21 157V156H20ZM142 158V157H141ZM16 162V163H15ZM5 163H7V164H5ZM4 165V168H3V165ZM253 164H256L255 162H253ZM7 166V167H6ZM8 167H10V168H8ZM42 167V166H41ZM41 167H39V168H41ZM6 168V170H5V172H4V170L3 169H5ZM13 168V169H12ZM99 168H103V174H102V177H101V179H102V182H103V184H99V183H95V172H96V170L97 169H99ZM2 170H3V173H2ZM18 171V172H17ZM37 172H38V169L36 170ZM39 171H40V169H39ZM35 173V172H34ZM5 174V175H6ZM10 174H11V172H10ZM92 174H94L93 175V184L91 183V175ZM19 175V174H18ZM34 175V174H33ZM9 176V175H8ZM12 176H15V174L14 175H12ZM11 176V177H12ZM167 176L169 177V173H167ZM168 177H167V179H165V185H167V181H168ZM237 178V177H236ZM260 178V177H259ZM11 179V178H10ZM171 178L169 177V180H170ZM261 179H263V178H260V180ZM199 180V181H200ZM233 180H235V179H233ZM260 180L258 179V181H259V183H258V181L256 180V182H257V184L260 186V185H262V184H260ZM0 181V184H3L2 182ZM6 181V180H5ZM262 182L261 183H263V181H264V179L263 180H261ZM232 182H234V181H232ZM232 182H231V186H228L227 187V189H229L228 191H229V198L231 197V195H232V198H233V193H238L239 192V195L237 196V197H235L234 196V199L232 200V199H230V200H227L229 203H231V205H233L234 207H235V209L236 208H240L239 209V212H238V210L237 211H235V209H234V207L232 208L231 206H229L230 207V209H229V207H228V211H226V212H228L229 213V211H231V210H234L235 212H234V215H230L231 216V218L227 221L228 222V225H226L225 227H223L222 229H220V228H218V225H214L213 226V228H212V226H210L211 227V234H213V237H215V239L216 238H218V235H220V234H223V233H226V234H228V236H229V242L227 243V244H224V245H222V246H219L218 245V243H217V240H214V241H216V242H214L213 244V248L212 249H210V251L211 252H208V253H210V255L212 256V258H211V260L209 259V258H204V260L205 259H209L210 261H212V260H214L215 262H217L216 260H218L221 256L224 258V257H226V259L228 258V262H229V258H231L230 260L231 261H233L234 263L236 262L235 260H237V262L239 261V262H241L242 260V262H246L245 261V258H249V257H247V255H245V252H243L242 250H244L243 249V247L242 248H240L238 251H236L237 250V248H236V246L237 247H241V246H243L242 244H241V241H242V238L243 237H248L249 239H250V245H251V248H249V252L250 251H255V250H260V249H262V250H264V192L263 191H260V190H258V189H253L252 190V187L253 188H255L256 186L257 187H259L258 185H256V184H254L253 182H255V180L251 183V185H253L254 184V186H251V187H249V184H247V187H249V188H243V189H241L242 188V186H239V188L240 189H238V188H236V185L235 186H232L233 184H232ZM163 183H164V181H163ZM170 183V182H169ZM36 185V186H35ZM44 185L46 186V187H44ZM256 185V186H255ZM263 185H264V183H263ZM262 185V186H263ZM175 186V185H174ZM245 186V185H244ZM243 186V187H244ZM262 186H260V187H262ZM167 187V186H166ZM176 187H177V185H176ZM176 187L175 188H173V189H175V190H173V189H168V191L169 190H172V191H177V189H176ZM237 187H238V185H237ZM256 187V188H257ZM33 188V187H32ZM32 188H30L31 190H32ZM45 189V190H46ZM54 189V190H53ZM251 189V190H250ZM26 191H27V189H25ZM33 190H34V188H33ZM179 190V189H178ZM183 190H185V189H183ZM182 189H180V192L179 191H177L176 192V194H178V198H180V199H183L185 196V199L186 198H188L187 200H189V195H187V194H185L184 195V193L185 192H187V191H183ZM107 191V190H106ZM247 191H249V192H247ZM28 192H30V191H27V192H25V193H28ZM50 193L49 192V195H53V194H55V193ZM145 192V191H144ZM144 192H143V194H144ZM167 192V191H166ZM166 192H165V194H166ZM184 192V193H183ZM32 193V192H31ZM106 193H109V190L106 192ZM169 193H172L171 191L169 192ZM173 193H175V192H173ZM172 193V194H173ZM29 194V193H28ZM27 194V195H28ZM77 194H78V196L79 197H75V195L77 196ZM80 194H81V196H80ZM146 196H147V191H146ZM145 194L143 195V196H145ZM168 194V193H167ZM176 194H174L175 196H176ZM180 194L182 195V196H180ZM141 195V194H140ZM169 195V194H168ZM243 195V197H242V200L241 201H239L240 202V204L238 203V205L239 206H235L236 204H237V200L241 197ZM142 196V195H141ZM141 196L138 198V199H140L141 198ZM166 196V195H165ZM173 196V195H172ZM172 196H167V197H172ZM28 197V196H27ZM69 197H70V199H71V201H72V205H71V201H70V199H69ZM83 197V196H82ZM109 197H111V198H113V197H115L114 196V191H112L111 193H109ZM167 197H165L166 198V204L164 203V202H162V205L164 206H162V209L164 210L163 212H162V215H161V217H155L156 219H158L159 220V226L160 227H162L161 229L160 228H158L157 227V229H156V231H158L159 229L164 233H162L163 234V237H165L166 236V233H167V236L165 237V238H163V242L164 243H166L164 240H166V238L167 237H169V239H168V241H173V244H174V241H175V243L177 242V241H179V243L180 244H183V242H187L188 240V242H189V244H191V242H194V246H195V239L198 237V235H200V236H204V231L202 232V230L203 229H205L202 225H198V223H197V225H198V228H200V229H202L201 231H199L200 229H198V230H196V231H198V232H196V231H193L194 229V227H192V225H190L191 223H193V222H191V221H193V220H191L192 218L193 219H195V218H197V217H195L196 216V214H198V216H199V212L196 210L195 212H194V210H191V211H193L194 212V215H193V217H192V212L190 211V214H191V221L188 223V221H187V223L192 227V229H190L189 230V228H191L190 226H187V227H184V226H186V225H188L187 223H186V225H181V224H184V218L187 220L188 219V215H185V213L184 212H186V211H188V210H185L186 208H184L183 207V209H184V211L182 210V207H175V208H165V206L166 205H168L167 204V200H170V198H167ZM174 197V196H173ZM77 198V199H76ZM128 198V197H127ZM130 198V197H129ZM153 198V197H152ZM152 198H149V200L150 199H152ZM164 198V197H163ZM164 198V199H165ZM175 198H177V196L175 197ZM178 198H177V200H178ZM43 199V198H42ZM74 199H75V201L76 202H73L74 201ZM132 199V198H131ZM173 200H174V202L176 201L177 202V200H175L174 198H172ZM171 199V200H172ZM34 200V199H33ZM32 200V201H33ZM87 200V199H86ZM148 199H147V202L148 203H146L145 204V202L143 203V204H145V209H147L148 207H149V209L148 210H145L144 212H139L138 214H141V216H143L142 218H144V219H146L145 218V216L148 218L149 217V219H150V215L152 214V211L151 210H153V215H154V209H153V207L156 205V203L157 202H155V200L154 201H152L153 203H149L150 201H149ZM170 200V201H171ZM54 201H46V202H40L41 204H39V206H40V208H39V210H34V212L35 213H31V215H30V213H27V212H21V211H18V213L19 214H17L18 215V218H19V216L21 215L22 217H23V219H26V220H28L29 221V223L31 222V224L33 225L34 223L33 222H35L36 224L35 225H37L38 223H39V226H40V222L38 221V219H37V217L39 218V220L40 221H43V220H41L42 218H40V215H42L44 212H40L41 210L43 211L44 210V208H47V207H50L51 208V202H54ZM88 201V200H87ZM129 201H130V199H129ZM179 201V200H178ZM232 201V202H231ZM15 202V200H14V198H13V196H11V195H9V194H7V195H5V197L3 198V199H1L0 200V221H4V217L6 216L8 219L10 218V220H8V221H13V220H11V219H13V217H15V220H14V222H16L17 223V220L18 219H16V217H17V215H16V213L15 212H13L15 215L11 218V212L9 213V209L10 208H12V207H14V208H16L17 207V205H19V204H16V203H14ZM34 202V201H33ZM38 201H37V204L39 203ZM93 202V199H92V201H91V203ZM142 202H143V200H142ZM234 202H236V203H234ZM73 203H75L74 205H73ZM94 204H95V202H93ZM97 203V202H96ZM135 203L136 204H134V205H137V201H135ZM140 203V202H139ZM138 203V204H139ZM228 203V204H229ZM33 204V203H32ZM54 204V203H53ZM99 203H97V204H95V205H93L92 207H94V206H96V205H98ZM152 204V205H151ZM154 204V205H153ZM158 204H159V202H158ZM235 204V205H234ZM35 206H36V203L34 204ZM55 205V204H54ZM59 205V206H60ZM76 205H78L77 207H76ZM38 206V205H37ZM72 206V207H71ZM101 206V205H100ZM144 206V205H143ZM142 206V207H143ZM186 206V205H185ZM74 207H75V211H74ZM89 207V208H88ZM138 207H141V206H139L138 205ZM33 208V207H32ZM49 208V209H50ZM55 208V207H54ZM96 208V207H95ZM102 208V207H101ZM101 208H96V209H98V210H95V213L97 214H100V215H102V213H103V210L101 209ZM155 208V207H154ZM157 208H159V207H157ZM232 208V209H231ZM38 209V208H37ZM49 209H47V211H45L46 213L48 212V211H50V210H52V208L49 210ZM71 209V210H70ZM165 209H167V210H169L170 212L169 213H171V211H172V213L169 215L168 214V211L167 210H165ZM171 209V210H170ZM182 210L181 212H182V214L184 215V216H186V217H184V216H182V214L180 213V210ZM56 210H57V208H56ZM56 210H55V213H56ZM64 210V209H63ZM99 210H101L100 212H99ZM107 210V209H106ZM105 210V211H106ZM159 209H157L156 211H158ZM175 210H178V212L179 213H177V211H176V213L174 212ZM53 211H54V209H53ZM93 211V210H92ZM96 211H98V212H96ZM166 211V213H167V215H169V217H167V215L164 213ZM52 211H50V213H51ZM60 212H61V210H60ZM109 212V211H108ZM198 212V213H197ZM236 212H237V215H235L236 214ZM257 212V213H256ZM2 213H3V215H4V217L2 218L1 217V215H2ZM12 213V214H13ZM92 214H94V211L93 212H91ZM90 213V215L92 216V214ZM156 213V212H155ZM163 213H164V215H165V217H163ZM227 213V214H228ZM9 214H10V216H9ZM37 214L39 215V216H37ZM48 214V213H47ZM89 214V213H88ZM111 214V213H110ZM120 214V213H119ZM157 214V213H156ZM173 214H178L177 216L176 215H173ZM179 214H180V216H182V218L179 216ZM99 215V216H100ZM103 215H104V213H103ZM152 215V218H154V216ZM171 215H173V216H171ZM34 216H36L35 218H34ZM47 216H49V215H47ZM120 215H118V217H119ZM123 216V215H122ZM176 216V217H175ZM229 216V217H230ZM234 216V217H233ZM256 216V217H255ZM50 217V216H49ZM53 216L51 215V218H52ZM87 217V216H86ZM88 217H90V216H88ZM93 217H94V215H93ZM116 218V216L114 217L115 219H117V223H119L118 221H119V218ZM125 217V219L123 220V222L121 221L119 224L121 225V223H122V231H121V233L122 234H126V233H128V235H130L129 233H133L134 234V236H135V238H136V236H137V239H138V237H142V238H144L145 239V237L144 236H147V237H150L151 236V238L153 239L154 238V236H152V235H154L153 233H151L150 232V234H152V235H149L148 236V234L147 235H144V234H146V232H149V231H145V230H147V228H148V221H149V219L148 220H142V219H139V218H133V215H132V213H128V212H126L125 214H124V216H123V218ZM162 217H163V219H162ZM226 217H227V215H226ZM249 217H255V220H254V222L252 223H250V225L248 224V221H247V219H249ZM2 218V219H1ZM33 218H34V221L32 222V220H33ZM47 218V217H46ZM46 218H44V220L47 222V220H46ZM65 219H67L66 217H64ZM80 218H82V217H80ZM97 218H99V217H97ZM103 218V217H102ZM120 218H122V217H120ZM151 218V219H152ZM178 218H180V219H182L181 220V224H179V225H181V226H183V228H186V229H183V228H179L175 223H180L179 221H177V219ZM35 219H37V220H35ZM52 219H54V218H52ZM51 219V220H52ZM79 219V218H78ZM85 219V218H84ZM90 219V218H89ZM100 219V218H99ZM111 219V218H110ZM156 219H154V225H155V221H156ZM163 221H162V220ZM180 219H178V220H180ZM5 220H7V219H5ZM22 220V219H21ZM57 220H58V218H57ZM60 220V219H59ZM80 220V219H79ZM79 220H77L76 219V221H79ZM83 220V219H82ZM113 220V219H112ZM162 222H161V221ZM189 220V219H188ZM196 221H197V219H195ZM201 220V219H200ZM250 220V219H249ZM19 222H21L20 220H18ZM69 221V220H68ZM85 222H86V219L84 220ZM87 221H88V219H87ZM100 221V220H99ZM104 221V220H103ZM103 221H100V222H103ZM108 221H109V219H108ZM114 221V220H113ZM151 221H153V219L151 220ZM174 221H176V222H174ZM18 222V223H19ZM23 222H25V221H23ZM46 222H44L45 224H46ZM55 222V221H54ZM53 221L52 222H48V223H54ZM70 222V221H69ZM74 222V221H73ZM96 222V220H93V218L91 219V220H89V222H86L85 223V225H84V223H82L83 224V226H82V224L80 223V224H78L77 223V225H78V230L79 231H81L80 233H82L83 235H82V237H84L83 238V240H82V242H83V244L84 243H86V242H89V241H91V239L93 240L94 239V235L93 234H91L90 232L92 231V230H94L95 229V227L93 226L94 225V223ZM115 222V221H114ZM4 224H9V223H11V222H8L7 223V221H5V222H3ZM75 223V222H74ZM177 223V224H178ZM213 223H214V221H213ZM216 223V222H215ZM15 224V223H14ZM44 224V226L46 227V225ZM60 224V223H59ZM118 224V225H119ZM200 224H201V221H200ZM217 224V223H216ZM10 225V224H9ZM26 225V226H25ZM24 226L25 227H30V226H28L27 224H25ZM34 225V228L32 229V230H35V228H36V226ZM52 225H55V223L54 224H52ZM76 225V224H75ZM113 225H115V224H113ZM118 225H115V226H117V227H121L120 225L118 226ZM20 226V225H19ZM22 226V225H21ZM38 226V225H37ZM41 226H43V224L41 225ZM51 226V225H50ZM115 226H114V228H115ZM3 228H1V229H5L4 228V225L2 226ZM24 227V228H25ZM43 228L44 230H47L46 228ZM53 227H55V226H51L50 227V229H53ZM62 227V226H61ZM8 228V227H7ZM12 228H13V226H12ZM48 228H49V226H48ZM94 228V229H93ZM155 228H156V225H155ZM188 228V229H187ZM14 229H15V227H14ZM26 229V228H25ZM30 229V228H29ZM28 229V231H30ZM39 229V228H38ZM55 229H57V228H55ZM102 229V228H101ZM120 229V228H119ZM195 229H197V228H195ZM13 230V229H12ZM18 230V229H17ZM19 230H20V228H19ZM18 230V231H19ZM22 230V229H21ZM152 230H154V229H152ZM159 230V231H160ZM164 230L166 231V232H164ZM2 231V230H1ZM5 231V230H4ZM4 231H3V233H4ZM41 231V230H40ZM56 231V230H55ZM101 231V230H100ZM118 231H120V230H118ZM117 230L114 232V233H116L117 234V232H118ZM8 232H10L9 231V229H8ZM16 232V231H15ZM25 232H27V231H25ZM41 232H43V230L41 231ZM44 232H46V231H44ZM58 232V231H57ZM93 232V231H92ZM200 232H201V234H200ZM206 232V231H205ZM0 233H2V232H0ZM2 233V234H3ZM32 233V232H31ZM33 233H35V232H33ZM58 233H60V232H58ZM97 233V231L95 230V234ZM119 233V232H118ZM197 233H199V234H197ZM7 234V233H6ZM5 234V235H6ZM10 234H11V232H10ZM13 235H15L14 233H12ZM20 234H21V232H20ZM37 235H39V237L40 238H42L41 236H40V234H39V232L38 233H36ZM46 234V233H45ZM44 234V235H45ZM133 234H132V236H133ZM156 234H160V232H158V233H156ZM193 234H194V236H193ZM197 234V235H196ZM243 234H246V235H243ZM8 235V234H7ZM18 235V234H17ZM37 235H36V237H37ZM48 235V234H47ZM119 235H120V233L118 234V237H119ZM127 235V234H126ZM127 235V238L128 237H130V236H128ZM190 235H192L193 237H191V238H193V239H191V240H193V241H191L190 240ZM197 237H196V236ZM224 235V234H223ZM0 236H1V234H0ZM23 236L25 237V236H27V234L25 235V234H23ZM73 236V235H72ZM98 236V235H97ZM116 236V235H115ZM133 236V237H134ZM156 236V235H155ZM209 236V235H208ZM3 237V236H2ZM47 237V236H46ZM62 237V236H61ZM122 237H126V236H122ZM121 237V235H120V238H122ZM147 237H146V239H147ZM156 237H158V235L156 236ZM188 237V238H187ZM196 237V238H195ZM26 238V237H25ZM40 238H38V239H40ZM52 238H53V235H52ZM59 238H60V236H59ZM63 238V237H62ZM115 238V237H114ZM120 238H118L119 239V241H121L120 240ZM127 238L125 239L126 241H127ZM132 238V237H131ZM135 238H133V240H136ZM188 240H187V239ZM208 238V237H207ZM211 238V237H210ZM3 239V238H2ZM28 241H31V242H33L34 240H35V236H34V234H30L29 233V235L27 236V238H26ZM26 239H25V241H26ZM43 239H44V237H43ZM56 239V238H55ZM115 239H117V236H116V238ZM118 239H117V241H118ZM123 239V240H124ZM130 239V238H129ZM129 239H128V241H129ZM141 239V238H140ZM140 239H138V240H140ZM144 239H142V240H140V241H143ZM145 239V242L147 241ZM152 239H148V244H149V240H152ZM198 239H199V237H198ZM200 239H202V238H200ZM204 239V238H203ZM205 239H206V237H205ZM50 240V239H49ZM56 240H58V239H56ZM55 240V241H56ZM72 240V239H71ZM114 240V239H113ZM131 241H132V239H130ZM154 240H155V242H156V238H154ZM158 240V239H157ZM209 240V239H208ZM213 240V239H212ZM53 241H54V239H53ZM63 241H64V239H63ZM118 241V242H119ZM127 241V243H128V245H129V243H130V241L128 242ZM167 241V243H169ZM210 241V243H208L207 242V244L209 245V247H212V241H211V239L209 240ZM248 241V240H247ZM245 242V241H243L244 243H249V241L248 242ZM2 242V241H1ZM9 242V241H8ZM22 242V241H21ZM59 242V241H58ZM57 242V243H58ZM61 242V241H60ZM118 242H117V244H118ZM122 242V241H121ZM121 242L119 243V245L121 244ZM135 242V241H134ZM134 242H133V244H134ZM137 242V241H136ZM153 242L154 241H152V245H153ZM159 242V241H158ZM182 242V243H181ZM188 242L187 243H184V244H186L185 246L187 247V245H188ZM240 242V243H239ZM39 243H40V245L41 244H43L42 243V241L41 240H39ZM39 243H37L36 242V244H38L39 245ZM54 243H56V242H54ZM115 243H116V241H115ZM126 242L124 241V244H125ZM139 243V242H138ZM142 244H144V242H141ZM160 243V242H159ZM162 243V242H161ZM196 243H197V241H196ZM224 243V242H223ZM116 244V245H117ZM146 244V243H145ZM163 244V243H162ZM177 244V243H176ZM180 244H177V246H179ZM184 244L182 245V246H184ZM239 244H241V246H238ZM11 245V244H10ZM40 245H39V247H40ZM80 245V244H79ZM115 245V244H114ZM132 245V244H131ZM154 245H155V247H156V245H157V242L156 243H154ZM166 244H164V246H165ZM169 245V244H168ZM172 245V244H171ZM249 245V244H248ZM24 246V245H23ZM122 246H123V243H122ZM126 247H127V245H125ZM137 246H138V244H137ZM148 247L149 246H151V244H149V245H147ZM146 246V247H147ZM163 246V247H164ZM167 246V245H166ZM165 246V247H166ZM172 246H174V245H172ZM172 246H170V247H172ZM191 247H189V248H192L193 246L192 245H190ZM235 246V247H234ZM129 247H130V245H129ZM134 247V246H133ZM135 247H136V245H135ZM134 247V250L135 249H137V248H139V247H142V246H138V247H136L135 248ZM145 247V246H144ZM154 247V248H155ZM175 247V246H174ZM181 247V246H180ZM179 247V248H180ZM185 247V248H186ZM229 247H231L232 249H230ZM233 247H234V249H236V250H233ZM151 248H153V246H151ZM168 248V247H167ZM167 248H165V250L167 249ZM176 248V247H175ZM188 247H187V250H184V252L186 253H188V251H190V249H189ZM40 249V248H39ZM59 249H60V247H59ZM58 249V250H59ZM71 249H74V247H72ZM127 249V248H126ZM148 249H150V248H148ZM161 249V248H160ZM169 249V248H168ZM167 249V250H168ZM171 250H173V247L172 248H170ZM196 249V248H195ZM194 248H193V251L195 250ZM209 249V248H208ZM242 249V250H241ZM138 250V249H137ZM143 250V249H142ZM152 250V249H151ZM156 250V249H155ZM157 250H158V248H157ZM165 250H163L162 251V253L165 251ZM176 250V249H175ZM181 250H182V248H181ZM182 250V251H183ZM233 250V251H232ZM241 250V251H240ZM132 251H133V249H132ZM146 251V250H145ZM148 251V250H147ZM147 251H146V253H147ZM154 250H152V251H150V252H153ZM174 251V250H173ZM177 251V250H176ZM192 251V250H191ZM189 252V253H191V254H196V252L194 251V252ZM209 251V250H208ZM58 252V251H57ZM141 252V251H140ZM178 252V251H177ZM181 252V251H180ZM183 252V253H184ZM260 252V251H259ZM155 253V252H154ZM157 253V252H156ZM155 253V254H156ZM161 253V252H160ZM166 255H167V253L166 252H164ZM175 253V252H174ZM173 253V254H174ZM182 253V252H181ZM185 253L183 254V255H179L180 253H178V254H176V255H178V261H179V259H181L179 256H184L185 257ZM43 254H46L45 252L43 253ZM59 254L61 255H63V254H66V252L65 251H62L61 249L59 250ZM165 254H163L164 256H165ZM170 254V253H169ZM175 254H174V256H175ZM2 255V254H1ZM141 255H143L142 254V252H141ZM148 255V254H147ZM153 255V254H152ZM162 255V254H161ZM187 255H189V256H187ZM186 256L187 257H185V258H188V257H190V254H187ZM261 255H263V254H261ZM46 257H49L48 256V254H46L45 255ZM149 258H150V256H151V254L149 253ZM206 256H209L208 254L206 255ZM45 257V258H46ZM62 257V256H61ZM60 257V258H61ZM120 257H122V256H120ZM152 257V256H151ZM160 257V256H159ZM166 257V256H165ZM170 257H172V256H170ZM219 257V258H218ZM244 257V259H241V258H243ZM44 258V259H45ZM85 258V257H84ZM98 258V257H97ZM154 258H155V256H153V258H150V259H152L153 261H154ZM169 258V257H168ZM174 258V257H173ZM185 258H183V259H185ZM218 258V259H217ZM29 259V258H28ZM47 259V258H46ZM49 259H50V257H49ZM77 259L78 260H76V258H75V262H73V264H90V263H88L87 261L88 260H85V259H79V257H77ZM87 259V258H86ZM96 259V258H95ZM101 259V258H100ZM146 259L148 260V257H146ZM167 259V258H166ZM165 258H164V261L166 260ZM171 259V258H170ZM175 259H176V256H175ZM233 259V260H232ZM235 259V260H234ZM241 259V260H240ZM26 260H27V258H26ZM51 260H53L54 262H51V263H54V264H57V262H56V259L55 258H52L51 257ZM99 260V259H98ZM151 260V261H152ZM159 260L160 261H162L161 260V258H159ZM158 260V262H160ZM172 260V259H171ZM186 260V259H185ZM204 260L202 259V261L201 262H204ZM206 260V261H207ZM249 260H252V259H249ZM248 260V261H249ZM253 260H255L254 262L255 263H257V262H260V261H256V260H258V259H253ZM252 260V261H253ZM261 260V263H264V261H262V260H264V259H260ZM28 262H29V260H27ZM26 261V262H27ZM47 261V260H46ZM120 261V260H119ZM155 261H157V259H155ZM175 261V260H174ZM184 261V260H183ZM187 261V260H186ZM206 261L203 263V264H205L206 263ZM98 262V261H97ZM148 263H150L149 262V260L147 261ZM158 262L156 263V264H158ZM182 262V261H181ZM200 262V263H201ZM208 263H206V264H211L209 261H207ZM232 262V263H233ZM45 263H47V262H44L43 261V264H45ZM114 263V262H113ZM117 263V262H116ZM152 264H153V262H151ZM176 263H177V261H176ZM176 263H173V264H176ZM179 263H180V261H179ZM218 263V262H217ZM47 264H49V263H47ZM92 264V263H91ZM93 264H95V263H93ZM97 264H104V261H102V262H98ZM105 264H107V262H105ZM141 264H143V263H141ZM144 264H145V262H144ZM155 264V263H154ZM166 264H172L171 263V261H170V263H167L166 262ZM178 264V263H177ZM184 264V263H183ZM242 264V263H241Z\"/></svg>",
    "mask_w": 264,
    "mask_h": 264
}]
</instances>
